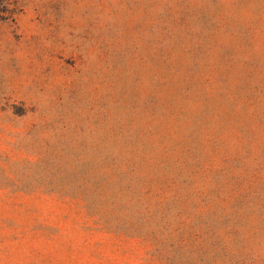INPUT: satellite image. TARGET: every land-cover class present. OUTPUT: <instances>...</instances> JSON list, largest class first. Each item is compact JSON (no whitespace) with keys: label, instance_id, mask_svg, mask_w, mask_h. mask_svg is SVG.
I'll list each match as a JSON object with an SVG mask.
<instances>
[{"label":"rangeland","instance_id":"1","mask_svg":"<svg viewBox=\"0 0 264 264\" xmlns=\"http://www.w3.org/2000/svg\"><path fill=\"white\" fill-rule=\"evenodd\" d=\"M0 264H264V0H0Z\"/></svg>","mask_w":264,"mask_h":264}]
</instances>
